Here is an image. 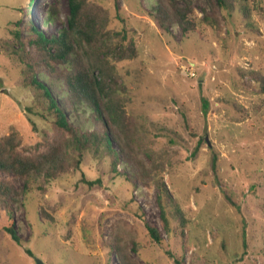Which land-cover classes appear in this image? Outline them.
<instances>
[{
  "label": "rangeland",
  "instance_id": "374dc122",
  "mask_svg": "<svg viewBox=\"0 0 264 264\" xmlns=\"http://www.w3.org/2000/svg\"><path fill=\"white\" fill-rule=\"evenodd\" d=\"M92 1L110 12L112 28L126 26L135 40L137 57L116 63L125 88L119 97L127 98V116L143 128L147 152L165 164L156 177L164 178L187 224L165 232L158 187L138 179L137 166L115 143L117 171L104 151H89L79 169L55 180L33 177L27 195L22 179L0 172V182L12 188L9 211L19 238L5 231L9 214L0 205V264H36L37 258L45 264H119L108 240L120 220L139 229L142 247L129 251L139 264H264V91L250 75L264 77V0H233L231 9H217L215 26L202 21L210 2L192 0L196 26L187 36L177 24L169 32L159 28L148 13L156 0ZM27 4L0 0V136L14 127L35 151L43 132L51 138L50 122L27 110L34 94L20 84L22 66L12 50L20 53L21 47L10 30L27 39L32 24L57 35L67 26L69 6L68 0H35L28 11ZM38 77L73 127L83 133L102 128L87 105H72L63 80L44 70ZM142 158L149 163V155ZM82 178L101 183L90 188ZM144 221L159 229L172 256L149 239Z\"/></svg>",
  "mask_w": 264,
  "mask_h": 264
},
{
  "label": "trees",
  "instance_id": "16d2710c",
  "mask_svg": "<svg viewBox=\"0 0 264 264\" xmlns=\"http://www.w3.org/2000/svg\"><path fill=\"white\" fill-rule=\"evenodd\" d=\"M208 1L212 5V11L209 13L204 10L202 21L209 25H218L220 20L217 9H231L233 0H215V5L213 0ZM34 2L35 0H28V11ZM68 6L67 26L57 35H47L32 24V35L27 39L21 38L18 29L10 30L21 47L20 53L12 50L22 66L20 84L34 94L33 104L27 110L35 116L49 120L51 138L47 137L48 133L43 132V137L34 146L35 151H30L23 136L11 127L9 134L0 136V172L13 173L22 179L25 185L24 194L27 195L33 177L44 176L47 180H55L74 168L79 169L84 155L89 151L94 154L104 151L110 156L111 170L117 171L121 154L114 146L116 143L124 157L137 166L138 179L146 186L154 183L158 187L157 200L163 228L167 234L172 235L177 232L178 227L184 229L187 220L162 175L156 177L165 169V164L147 152L148 149L142 141L143 128L139 129L127 116V98L119 97L125 88L119 82L116 63L137 57L139 52L135 40L129 36L126 26L120 29L111 27L112 15L100 4L92 0H68ZM244 9L246 10L245 7ZM148 13L164 32H169L170 27L177 24L183 35L187 36L196 26L192 0H156L155 6ZM48 22L49 19L46 23ZM17 23L18 21L14 22V26ZM60 64L66 66L58 70L56 65ZM42 70L51 77L63 80L72 105H87L93 112L96 124L102 125V128L83 133L73 127L51 91L40 81L38 75ZM250 75L260 84L259 90L264 91V77L257 72H250ZM244 76L246 75L242 73V77ZM144 153L150 156L149 163L142 158ZM217 160V155L213 154V170H216ZM81 181L90 188L101 183L99 179L82 178ZM11 193V186L7 182H0V205L7 210L10 222L4 229L12 240L18 242L9 211L12 208V200L9 199ZM225 198L235 205L227 195ZM42 214L53 220L45 209H42ZM174 217L179 218L178 226L171 223ZM143 224L149 239L164 247L167 254L172 256L164 246L159 229L147 221ZM138 231L135 224L124 220H120L112 231L108 240L109 247L118 253L119 264H139L129 253L130 248L137 251L142 247L137 239ZM242 246L244 250L247 249L245 240Z\"/></svg>",
  "mask_w": 264,
  "mask_h": 264
},
{
  "label": "water",
  "instance_id": "95a60500",
  "mask_svg": "<svg viewBox=\"0 0 264 264\" xmlns=\"http://www.w3.org/2000/svg\"><path fill=\"white\" fill-rule=\"evenodd\" d=\"M35 262H36V264H45V262L44 261H42L41 259H35Z\"/></svg>",
  "mask_w": 264,
  "mask_h": 264
}]
</instances>
